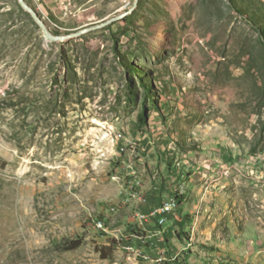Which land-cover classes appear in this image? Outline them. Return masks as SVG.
<instances>
[{
    "label": "rangeland",
    "instance_id": "374dc122",
    "mask_svg": "<svg viewBox=\"0 0 264 264\" xmlns=\"http://www.w3.org/2000/svg\"><path fill=\"white\" fill-rule=\"evenodd\" d=\"M27 1L65 34L135 0ZM173 170L158 257L123 199ZM0 264H264V0H140L63 42L0 0Z\"/></svg>",
    "mask_w": 264,
    "mask_h": 264
},
{
    "label": "built area",
    "instance_id": "2783aa9c",
    "mask_svg": "<svg viewBox=\"0 0 264 264\" xmlns=\"http://www.w3.org/2000/svg\"><path fill=\"white\" fill-rule=\"evenodd\" d=\"M130 177L128 178V189L127 193L124 196V202L132 206L134 210V217L137 221L135 225L132 226V229L139 232L141 240H144V246H149V234L144 233L145 230L141 228V224H144L148 220L153 221L158 229L155 232H159V238L163 235V227L166 224L169 216V207L171 205H163V201L159 203L150 204V199L148 195L142 190V182L134 173H129ZM145 207V208H144ZM94 227L97 230L100 229H109L110 225L108 223L107 217H98L94 220ZM119 243L127 245H135L133 242H130L129 239L126 241H119ZM151 254H156L159 256H165L161 251Z\"/></svg>",
    "mask_w": 264,
    "mask_h": 264
},
{
    "label": "crops",
    "instance_id": "0c3cea01",
    "mask_svg": "<svg viewBox=\"0 0 264 264\" xmlns=\"http://www.w3.org/2000/svg\"><path fill=\"white\" fill-rule=\"evenodd\" d=\"M169 175L172 179H168L169 183L164 185L158 181H154L150 174L148 175L146 173L139 172L142 182V190L146 193V195H148L150 204L159 203L170 197L176 191L173 189V187L176 186V182L173 183V176H178V174L173 170V173ZM183 220L184 217L180 216L179 212L169 216L166 224L163 227V235H161L160 238L159 232H155L157 231L158 226L153 221L148 220L144 224H141V228L145 230L144 233H148V236H150L148 239V249L153 253L165 251L166 241H168L171 236H173L182 226Z\"/></svg>",
    "mask_w": 264,
    "mask_h": 264
},
{
    "label": "water",
    "instance_id": "95a60500",
    "mask_svg": "<svg viewBox=\"0 0 264 264\" xmlns=\"http://www.w3.org/2000/svg\"><path fill=\"white\" fill-rule=\"evenodd\" d=\"M18 2L20 6L32 16V18L35 20V22L38 24V26L43 31V34L45 35L47 40L63 42V41L80 38L84 34L90 31L106 27L116 21L124 19L126 16H128L129 14L133 13L136 10L140 0H135L133 5L129 9L119 13L118 15L112 16L104 21H101V22H98V23H95L89 26H85L81 29H78V30H75L69 33H65V34L54 33L50 29L49 25L47 24L43 16L27 0H18Z\"/></svg>",
    "mask_w": 264,
    "mask_h": 264
},
{
    "label": "trees",
    "instance_id": "16d2710c",
    "mask_svg": "<svg viewBox=\"0 0 264 264\" xmlns=\"http://www.w3.org/2000/svg\"><path fill=\"white\" fill-rule=\"evenodd\" d=\"M127 16L122 19V20H126ZM143 122H145V120L143 119ZM82 244V239H75V240H71L69 241L68 245L66 246V250H74L77 249L78 247H80ZM105 251V249L102 248V252Z\"/></svg>",
    "mask_w": 264,
    "mask_h": 264
},
{
    "label": "bare ground",
    "instance_id": "6f19581e",
    "mask_svg": "<svg viewBox=\"0 0 264 264\" xmlns=\"http://www.w3.org/2000/svg\"><path fill=\"white\" fill-rule=\"evenodd\" d=\"M163 205H171V207H169V213H171L175 209V207L177 206V203L167 200V201L163 202Z\"/></svg>",
    "mask_w": 264,
    "mask_h": 264
}]
</instances>
